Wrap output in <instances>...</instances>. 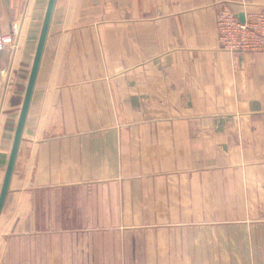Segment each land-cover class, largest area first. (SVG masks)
<instances>
[{
	"label": "crops",
	"instance_id": "1",
	"mask_svg": "<svg viewBox=\"0 0 264 264\" xmlns=\"http://www.w3.org/2000/svg\"><path fill=\"white\" fill-rule=\"evenodd\" d=\"M48 0H0V189ZM57 0L0 264H264V51L221 48V7Z\"/></svg>",
	"mask_w": 264,
	"mask_h": 264
},
{
	"label": "built area",
	"instance_id": "2",
	"mask_svg": "<svg viewBox=\"0 0 264 264\" xmlns=\"http://www.w3.org/2000/svg\"><path fill=\"white\" fill-rule=\"evenodd\" d=\"M243 20L237 13L221 7L217 13L216 25L221 48L237 52L264 51V6L243 9ZM15 26L11 33L0 34V50L15 45Z\"/></svg>",
	"mask_w": 264,
	"mask_h": 264
},
{
	"label": "water",
	"instance_id": "3",
	"mask_svg": "<svg viewBox=\"0 0 264 264\" xmlns=\"http://www.w3.org/2000/svg\"><path fill=\"white\" fill-rule=\"evenodd\" d=\"M56 2L57 0H48L45 14L43 17L41 30H40L33 62L31 65V70L29 73L23 102L21 105L19 117H18L17 124H16L11 152L9 155V160L7 163L3 182L1 185V189H0V214L3 210V207L6 202V198L9 192L11 178L13 176V172L15 169L17 155H18L20 144H21L25 123H26L27 116L29 113V109H30V105H31L32 97H33V92H34L35 84L37 81V77H38V73H39V69H40V65H41V61L43 57V53H44L47 38L49 35V29H50L53 13L55 10ZM238 17L241 20H243L242 13L239 14Z\"/></svg>",
	"mask_w": 264,
	"mask_h": 264
}]
</instances>
